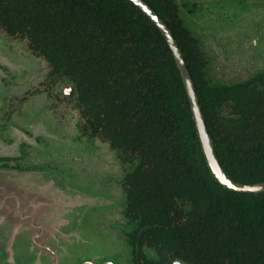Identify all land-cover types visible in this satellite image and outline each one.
Masks as SVG:
<instances>
[{"label":"trees","instance_id":"obj_1","mask_svg":"<svg viewBox=\"0 0 264 264\" xmlns=\"http://www.w3.org/2000/svg\"><path fill=\"white\" fill-rule=\"evenodd\" d=\"M166 26L189 73L221 172L264 183V81L220 86L168 0H141ZM0 29L74 84L89 135L124 177L138 264H264V191L236 193L212 176L171 51L128 0H0ZM171 264V263H170Z\"/></svg>","mask_w":264,"mask_h":264},{"label":"flooded vegetation","instance_id":"obj_2","mask_svg":"<svg viewBox=\"0 0 264 264\" xmlns=\"http://www.w3.org/2000/svg\"><path fill=\"white\" fill-rule=\"evenodd\" d=\"M168 1L175 6L181 22L183 16H197L194 28L199 31L190 35L203 56L208 81L220 86L264 81V0ZM22 42L0 29V172L13 175L2 179L12 186L17 182L16 174L24 171L57 169L64 174L62 164L73 163L82 145L100 140L89 135L85 127L76 106L74 84L55 76L47 61L33 54L26 42L23 47ZM214 45L222 55L215 52ZM24 52L44 62L45 72L40 79L39 63L24 66ZM212 53L214 57L209 58ZM65 89L73 90L71 98L64 95L65 91L69 93ZM68 106L72 110H66ZM123 183L124 178L120 186L125 198ZM123 217L126 226L119 235L129 248L131 263L138 264L143 257L152 259L154 251L139 248L134 241L137 224L125 217L124 211Z\"/></svg>","mask_w":264,"mask_h":264},{"label":"water","instance_id":"obj_3","mask_svg":"<svg viewBox=\"0 0 264 264\" xmlns=\"http://www.w3.org/2000/svg\"><path fill=\"white\" fill-rule=\"evenodd\" d=\"M128 1L157 27L171 51L213 178L224 189L232 192L249 194L263 192L264 183L237 184L221 172L211 148L189 73L177 53L172 36L161 20L141 0ZM178 9L181 10L180 5ZM180 13L183 15L182 11ZM194 17L197 16L193 14L182 17L184 28L192 36ZM65 90L69 93L65 91L64 95L71 98L73 90ZM94 143L92 146L82 145V149L78 151L79 155L74 157L71 164L75 169L71 171V175L75 178L69 179L67 173L63 174L60 171H24L16 174L17 182L12 186L11 183L2 180L5 175L11 174L0 172V264H115L111 260L108 261L104 255H100L107 247L100 243L99 239L92 241L90 232L93 231L92 226H95L99 234L97 236H103L106 224L112 226L116 221L121 222L124 206L120 194L100 191L101 188L96 192L94 180H90L91 176L96 175V170H93L95 166L90 164H95V161L99 160L100 153L108 159L107 162H102V168L99 170L101 175H104L102 180L104 182L108 180L105 177L106 172L114 170L113 176L119 177L117 173L121 162L108 144L98 140ZM97 144L103 148L99 147V152L95 149L98 147ZM106 165L112 169H106ZM82 185H85L87 190H84ZM122 249L125 253L122 251L120 255L121 263L130 264L127 248ZM83 256L90 259L86 260L82 258ZM171 264L183 263L174 260Z\"/></svg>","mask_w":264,"mask_h":264},{"label":"rangeland","instance_id":"obj_4","mask_svg":"<svg viewBox=\"0 0 264 264\" xmlns=\"http://www.w3.org/2000/svg\"><path fill=\"white\" fill-rule=\"evenodd\" d=\"M254 20L257 21L258 18H254ZM258 22H260V21H258ZM192 30H193L192 32H194V34H195V33H198L199 28H193L192 27ZM246 36H248V35H246ZM206 45H207V43H206ZM22 46L25 47V42H22ZM203 48H205V47L203 46ZM214 48H215L214 49L215 52H218V53L221 52V55H222V51L220 49H218L219 47L215 46ZM209 52L211 53L212 49L209 48ZM24 54L28 58V59L26 58V59L23 60L24 66L28 62L33 63V64L39 63L42 72L40 71V73H39L40 75L38 76L37 79H40L43 76L44 72H45V67H44V64H43L44 62L42 60H40V59H36V58L30 56L26 52H24ZM221 55H219V56H221ZM212 57H214V54L211 57L209 56V58H212ZM222 66H226V65H222V64L219 65V67H222ZM35 83H37V80H36ZM53 91H55V90H53ZM65 109L66 110H72L70 106L66 107ZM53 117L56 118L55 115ZM98 141L104 143L103 141H100V140H98ZM94 144L95 143L89 144V145L92 146ZM97 146L98 147H96L95 149H96V151L99 152L100 151L99 147H101V145L97 144ZM98 158H99V160L97 159L95 161V164H93V163L90 164L91 166H95V168L93 170H96V175L90 177L91 181L94 180L95 184H93V185L96 186V188H95L96 192H98V190L101 188L100 191H105V192L109 191L110 193L120 194L121 195V199H122V206H124V193H123V190H122L120 184H121V182H122V180L124 178L125 172L127 173L128 171L131 170L130 169L131 166L125 165L123 167L121 165L120 170L117 173V175H119V177L113 176L115 174L114 170L112 172H106V174L104 173L106 175L105 176L106 179H108V180L103 182L102 180L104 179V175L103 174L101 175L99 170L102 168V166H101V164H103L102 162H107L108 159L103 157L101 153L98 156ZM62 165H63L62 167L60 166L61 170H63L68 175H71V173H72L71 171H74L73 169H75L74 167H72L71 163H69V164L63 163ZM78 166H79V164H78ZM106 169H112V168L109 165H106ZM47 170H50V169H47ZM51 171H58V170L55 169V170H51ZM73 178H75V177L73 176ZM82 187L84 188V190H87L85 185L84 186L82 185ZM125 222L126 221H125V219L123 217V211H122L121 212V222H117L116 221L115 223H113L112 226H109L108 224H106L105 227H104L105 229H103V230H105V234L103 236H101V237L97 236L99 234L97 233V230H96L95 226H92L93 227V231L90 232V236L92 237V239H91L92 241H96L97 239H99L100 243H103L107 247L105 252L100 254V255H104L105 258L108 261L111 260L115 264H122L120 255H121L122 251L124 252V250L122 249L124 247L127 248V255H128V258H129V263L132 264L131 263V259H130V255H129V248H128L127 244L125 243L124 239L121 238L120 235H119V232L121 231V229L126 226ZM94 254H96V253L94 252ZM82 258H86V260L90 259L89 257H86V256H83Z\"/></svg>","mask_w":264,"mask_h":264}]
</instances>
